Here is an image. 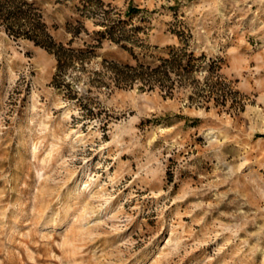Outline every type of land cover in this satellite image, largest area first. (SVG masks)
<instances>
[{
	"label": "rangeland",
	"instance_id": "1",
	"mask_svg": "<svg viewBox=\"0 0 264 264\" xmlns=\"http://www.w3.org/2000/svg\"><path fill=\"white\" fill-rule=\"evenodd\" d=\"M0 264H264V0H0Z\"/></svg>",
	"mask_w": 264,
	"mask_h": 264
},
{
	"label": "bare ground",
	"instance_id": "2",
	"mask_svg": "<svg viewBox=\"0 0 264 264\" xmlns=\"http://www.w3.org/2000/svg\"><path fill=\"white\" fill-rule=\"evenodd\" d=\"M14 195H16V194H14ZM16 197V196H15ZM10 217V216H9ZM14 217V216H13ZM11 221H13L12 219H11ZM14 222V221H13Z\"/></svg>",
	"mask_w": 264,
	"mask_h": 264
}]
</instances>
